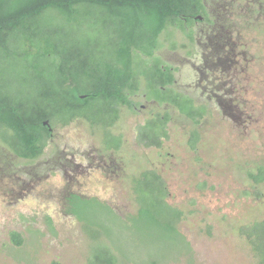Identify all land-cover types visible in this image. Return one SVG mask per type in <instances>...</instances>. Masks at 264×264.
<instances>
[{
    "label": "rangeland",
    "instance_id": "rangeland-1",
    "mask_svg": "<svg viewBox=\"0 0 264 264\" xmlns=\"http://www.w3.org/2000/svg\"><path fill=\"white\" fill-rule=\"evenodd\" d=\"M207 2L212 6V18L224 25L228 40L238 45V51L249 52V60L233 70L236 94L226 96L227 100L234 97L240 109H225V113L213 109L202 120L204 137L197 152L189 149L184 137L191 123L176 119L170 126L173 138L163 150L174 158L168 157L164 163L155 150H143L135 165L131 153L124 151L121 158H128L125 172L120 174L105 168L110 154L103 147L101 129L92 130L82 119L57 125L55 137L36 161L18 159L0 141V264H89L96 261L103 243L113 248L121 264H149L152 260L158 264H259L242 229L264 221V183L255 184L250 177L264 167V3L260 10L256 1L251 10L245 0H223L231 10L217 15L222 1ZM248 17L252 21L245 24L243 19ZM194 49L192 54L202 51L198 44ZM178 60L174 63H180L182 70L190 64ZM12 67L18 66L0 64V70L7 73L4 83L16 78L10 72ZM189 80L182 77L179 86L185 88ZM26 81L19 73L12 90H33ZM97 109L94 106L90 114L95 115ZM125 119L118 128L129 131ZM73 155L96 159L98 180L91 184L90 175H80L71 185L66 172ZM154 164L158 169L165 167L166 202L181 213L176 229L189 243V252L182 251L183 246L178 252L168 238L165 227L177 220L167 204L143 195L140 206L150 210L149 215L160 224H150L149 215L133 217L139 211L133 184ZM74 192L108 203L121 219L103 215L92 200L90 210L78 209L83 218L80 222L70 214L67 201ZM11 232L20 233L21 246L11 241Z\"/></svg>",
    "mask_w": 264,
    "mask_h": 264
},
{
    "label": "trees",
    "instance_id": "trees-1",
    "mask_svg": "<svg viewBox=\"0 0 264 264\" xmlns=\"http://www.w3.org/2000/svg\"><path fill=\"white\" fill-rule=\"evenodd\" d=\"M195 3L198 0H0V64L18 66L10 71L16 75L14 81L20 73L28 80L25 85L33 88L12 90L14 81L4 83L7 73L0 70V141L18 159L36 161L50 139L45 120L53 125H68L77 117L102 122L106 120L103 111L122 101L126 88L139 89V84L131 85L132 79L141 78L147 91L157 89L161 82L152 77L160 65H150V60L158 39L169 24L179 22L182 10H190ZM94 106L100 109L95 115L89 112ZM180 111L195 119L187 105H181ZM250 177L255 184L264 183V167ZM156 179L144 175L135 189L137 202L144 195L167 204L177 220L165 227L168 238L189 252V243L176 229L181 213L168 205V190ZM92 200L74 196L70 214L83 222L78 209L90 210ZM94 202L103 215L121 219L110 206ZM151 213L139 204L133 217ZM149 220L160 224L153 216ZM242 232L259 264H264V221ZM10 236L15 245L23 244L20 233ZM101 245L96 261L89 264H121L112 247Z\"/></svg>",
    "mask_w": 264,
    "mask_h": 264
},
{
    "label": "flooded vegetation",
    "instance_id": "flooded-vegetation-1",
    "mask_svg": "<svg viewBox=\"0 0 264 264\" xmlns=\"http://www.w3.org/2000/svg\"><path fill=\"white\" fill-rule=\"evenodd\" d=\"M219 1L222 2L217 6V10H219L217 15H222L223 12L231 10V6L223 4V0ZM245 1L248 2L251 10H254L253 4L256 1L258 8L260 10L263 8V0ZM196 6L198 8H194ZM211 7V5H208L207 0H198V4L192 5L190 10H182L179 15V22L169 24L160 35L158 47L150 60V65H154L156 62H159L160 65V71H155V75L152 77V80H160L163 83L157 84V89L150 88L147 91L146 82H144L146 85L143 87L144 83L141 78L132 79L131 85L139 84V89L126 88V94L123 95L122 101L115 102L113 107H106L103 111L105 121L95 122L93 119L88 120L79 117L74 119L86 121L91 129L92 127L101 129L103 147L110 154L108 155L110 165L108 162L109 166L105 163V168H112L113 173L125 172L126 165L124 164L128 156L125 159L121 158L124 151L132 154L129 157L130 160L137 161L135 165L138 163L139 158L137 157L141 156L143 150H155L156 155L161 157L164 163L170 160L168 157L174 158L169 152L164 154L163 150L165 149V143L170 142L173 138L170 126L175 123L176 119L187 124L191 123L192 128L184 137H186L189 149L192 152H197L204 137L201 132L202 120L210 116L213 109H216V113L218 109L224 110V113L225 109L229 111L240 109L234 97L231 96L227 100L226 96L234 94L233 92L237 88L235 86L237 76L234 75V67H237L241 61H248L249 52L248 50L243 52V49L238 51L236 49L238 45L228 40L229 37L224 32V25L217 19L212 18ZM243 21L246 24L252 20H249L248 17ZM247 27L251 29L250 24ZM238 40H242L241 37ZM195 44L201 45L202 51H196V54H192V51L195 50ZM224 53H226L225 56ZM177 59H179V62L188 61L190 64L182 70L180 63H174ZM244 66L248 67L246 64ZM182 77L190 79L185 88L179 86ZM81 97L84 98V96ZM181 105L190 107L193 111L190 113H194L197 117L195 116L194 119L189 116V113L186 115L181 112ZM124 118L129 124L127 125L130 128L129 131L118 128ZM44 125L50 133V141L55 137L57 125L51 124L48 120L44 121ZM126 131L130 132L129 136L131 138L127 137ZM122 157L124 158V156ZM95 160L85 155L71 156L67 162V164H70V167H68L70 173L67 171V174L66 172L68 182L71 183L70 181H74V178L80 175H83L84 178L90 175L88 178L90 177L91 184L94 179L98 180L97 172L94 169H97L95 167L99 164L93 163ZM93 171L95 172L93 173ZM164 171L165 167L158 169L157 165H151L150 169L148 168L140 173L133 184L134 194L137 196L135 189L142 183L146 174H152L157 178V181L163 183L167 188V181L163 177ZM80 184L78 182V185ZM71 185L74 184L71 183ZM74 196L83 200L94 199L106 205L108 204L99 198H89L78 192L69 193L67 201L70 203Z\"/></svg>",
    "mask_w": 264,
    "mask_h": 264
},
{
    "label": "water",
    "instance_id": "water-1",
    "mask_svg": "<svg viewBox=\"0 0 264 264\" xmlns=\"http://www.w3.org/2000/svg\"><path fill=\"white\" fill-rule=\"evenodd\" d=\"M83 98V97H82ZM47 124V123H46Z\"/></svg>",
    "mask_w": 264,
    "mask_h": 264
}]
</instances>
